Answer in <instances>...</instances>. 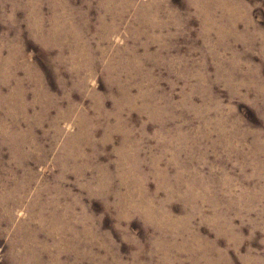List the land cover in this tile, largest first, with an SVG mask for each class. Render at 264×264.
Wrapping results in <instances>:
<instances>
[{
	"label": "rangeland",
	"instance_id": "rangeland-1",
	"mask_svg": "<svg viewBox=\"0 0 264 264\" xmlns=\"http://www.w3.org/2000/svg\"><path fill=\"white\" fill-rule=\"evenodd\" d=\"M0 264H264V0H0Z\"/></svg>",
	"mask_w": 264,
	"mask_h": 264
}]
</instances>
